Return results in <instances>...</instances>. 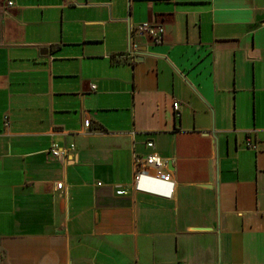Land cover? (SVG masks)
Listing matches in <instances>:
<instances>
[{"label": "crops", "instance_id": "0c3cea01", "mask_svg": "<svg viewBox=\"0 0 264 264\" xmlns=\"http://www.w3.org/2000/svg\"><path fill=\"white\" fill-rule=\"evenodd\" d=\"M2 1L0 264H264V0Z\"/></svg>", "mask_w": 264, "mask_h": 264}, {"label": "built area", "instance_id": "2783aa9c", "mask_svg": "<svg viewBox=\"0 0 264 264\" xmlns=\"http://www.w3.org/2000/svg\"><path fill=\"white\" fill-rule=\"evenodd\" d=\"M12 2L0 0V8L4 6V8H11ZM163 29L159 24H150L144 23L135 27L130 32V44L133 51L129 54L130 57L140 55V48L137 47L136 41L141 39H148L153 43H160L162 39ZM94 87H92L93 89ZM179 103L174 102L172 104L173 112H175L176 116H179L178 109ZM72 148V147H71ZM70 148V149H71ZM146 148L149 149L150 152L144 157H133V176L132 182L130 186L136 192H145L146 189L143 187L145 181L150 182H158L161 184H165L170 186L169 196L173 193V182L171 180L169 172L166 171V161L161 159L153 152V144L152 142L146 143ZM247 148H250V144H247ZM54 158H59L65 155L64 151H61L57 148H51L48 151ZM63 188L62 183L57 184L56 189L61 190ZM117 194L121 195L122 191H117Z\"/></svg>", "mask_w": 264, "mask_h": 264}]
</instances>
